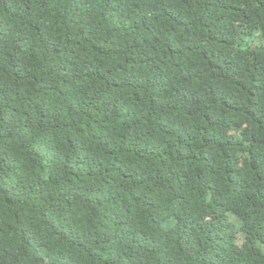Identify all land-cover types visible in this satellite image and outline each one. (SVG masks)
<instances>
[{
  "label": "trees",
  "instance_id": "trees-1",
  "mask_svg": "<svg viewBox=\"0 0 264 264\" xmlns=\"http://www.w3.org/2000/svg\"><path fill=\"white\" fill-rule=\"evenodd\" d=\"M262 22L264 0H0V264H260Z\"/></svg>",
  "mask_w": 264,
  "mask_h": 264
},
{
  "label": "clouds",
  "instance_id": "clouds-1",
  "mask_svg": "<svg viewBox=\"0 0 264 264\" xmlns=\"http://www.w3.org/2000/svg\"><path fill=\"white\" fill-rule=\"evenodd\" d=\"M262 26H264V22H262ZM237 227L238 228L243 227V224L238 223ZM256 247L259 249L260 255H259V257L253 256V257H251V259L254 261L259 259L260 264H264V247H261L259 244H257Z\"/></svg>",
  "mask_w": 264,
  "mask_h": 264
}]
</instances>
